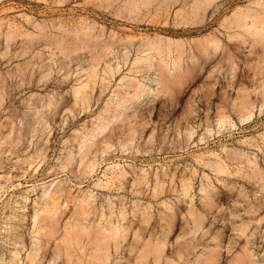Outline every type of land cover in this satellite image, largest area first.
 Wrapping results in <instances>:
<instances>
[{
  "label": "rangeland",
  "instance_id": "1",
  "mask_svg": "<svg viewBox=\"0 0 264 264\" xmlns=\"http://www.w3.org/2000/svg\"><path fill=\"white\" fill-rule=\"evenodd\" d=\"M257 15L264 0H0V264H156L148 247L264 264ZM159 39L179 61L161 86Z\"/></svg>",
  "mask_w": 264,
  "mask_h": 264
},
{
  "label": "bare ground",
  "instance_id": "2",
  "mask_svg": "<svg viewBox=\"0 0 264 264\" xmlns=\"http://www.w3.org/2000/svg\"><path fill=\"white\" fill-rule=\"evenodd\" d=\"M249 17H251V15ZM248 29L253 30L255 35H258L260 32L264 33V20H262V18L259 15H257V17H253L252 24L251 26H248ZM198 44H200L202 48H205L209 45L215 46L217 42L212 39L205 38L198 40ZM171 45L172 42H170V39H167V41L163 39H159L154 44H152L150 49L152 57L149 59V62L154 65L155 62L157 61L156 65L154 66L155 68H157V72H158L155 81L159 86L165 84L169 80V76L173 74V72L176 70L177 66L179 65L178 59L170 56ZM100 53H101L100 50H95L94 53L92 54L91 61L92 62L97 61V59L100 57ZM117 94L119 93L117 92ZM51 218L53 217L52 216L47 217L48 220L49 219L51 220ZM49 223L52 227H54L53 220L50 221ZM194 223L196 226H200L199 220L198 221L196 220ZM53 232L54 230L50 228V233ZM148 248H149L148 253L143 255V257L147 258L150 254L155 253V255L157 256L155 258V261L156 264H158L159 259L162 257V250L160 249V247L159 248L148 247Z\"/></svg>",
  "mask_w": 264,
  "mask_h": 264
}]
</instances>
